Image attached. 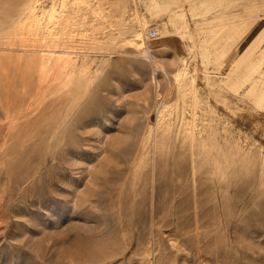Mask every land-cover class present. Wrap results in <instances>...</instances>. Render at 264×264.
<instances>
[{"label":"rangeland","instance_id":"rangeland-1","mask_svg":"<svg viewBox=\"0 0 264 264\" xmlns=\"http://www.w3.org/2000/svg\"><path fill=\"white\" fill-rule=\"evenodd\" d=\"M262 128L264 0H0V264H264Z\"/></svg>","mask_w":264,"mask_h":264},{"label":"bare ground","instance_id":"bare-ground-1","mask_svg":"<svg viewBox=\"0 0 264 264\" xmlns=\"http://www.w3.org/2000/svg\"><path fill=\"white\" fill-rule=\"evenodd\" d=\"M251 25V24H250ZM240 28V27H239ZM237 38H239V36L237 37ZM215 46V45H214ZM225 52V51H224ZM214 53V52H213ZM216 53V52H215ZM149 57H151V56H149ZM217 57H215V59H216ZM253 60V59H252ZM183 62H184V60H183ZM209 62V61H208ZM215 62V61H214ZM185 64V63H184ZM230 70V69H229ZM207 71V70H206ZM205 71V72H206ZM229 73V72H228ZM179 76V75H178ZM226 81H227V79H226ZM230 81V80H229ZM194 82V81H193ZM234 83V82H233ZM222 84H224V83H222ZM226 87V86H225ZM233 87V86H232ZM229 88V87H228ZM229 90H230V88H229ZM237 90V89H236ZM234 91H235V89H234ZM236 92V91H235ZM234 92V93H235ZM233 93V92H232ZM236 94H238L237 92H236ZM249 95V94H248ZM263 129V128H262ZM264 130V129H263Z\"/></svg>","mask_w":264,"mask_h":264},{"label":"built area","instance_id":"built-area-1","mask_svg":"<svg viewBox=\"0 0 264 264\" xmlns=\"http://www.w3.org/2000/svg\"><path fill=\"white\" fill-rule=\"evenodd\" d=\"M147 36L148 37H153L154 36V31L153 30H148Z\"/></svg>","mask_w":264,"mask_h":264}]
</instances>
